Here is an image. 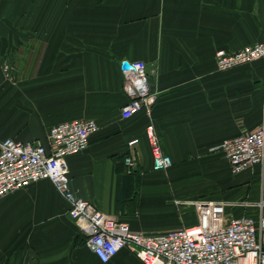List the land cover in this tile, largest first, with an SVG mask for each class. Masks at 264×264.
<instances>
[{
    "label": "crops",
    "instance_id": "1",
    "mask_svg": "<svg viewBox=\"0 0 264 264\" xmlns=\"http://www.w3.org/2000/svg\"><path fill=\"white\" fill-rule=\"evenodd\" d=\"M260 41L264 0H0V140L48 143L58 123L95 120L89 146L67 157L71 188L135 231L195 224L196 199H264V166L234 174L220 149L264 123V57L216 60ZM124 60L146 63L151 113L122 117ZM150 123L166 171L153 169ZM0 264L145 263L128 248L100 261L42 179L0 200Z\"/></svg>",
    "mask_w": 264,
    "mask_h": 264
},
{
    "label": "built area",
    "instance_id": "2",
    "mask_svg": "<svg viewBox=\"0 0 264 264\" xmlns=\"http://www.w3.org/2000/svg\"><path fill=\"white\" fill-rule=\"evenodd\" d=\"M264 57V41L229 52H216L219 70L253 62ZM124 71L123 91L128 102L122 117L141 110L151 113L157 94L143 60L131 61ZM93 119L58 123L42 139L0 140V200L33 182L48 179L68 203V215L84 234L86 245L102 262H109L121 249L128 248L145 264H264V199L224 200L201 198L188 201L197 213V222L161 233L135 231L95 203L76 194L70 185L67 157L85 150L98 130ZM154 170H168L173 162L163 151L153 123L146 128ZM138 139L129 142L135 146ZM220 149L234 174L264 166V123L252 132L225 139ZM129 170L137 168L132 155L125 157Z\"/></svg>",
    "mask_w": 264,
    "mask_h": 264
},
{
    "label": "water",
    "instance_id": "3",
    "mask_svg": "<svg viewBox=\"0 0 264 264\" xmlns=\"http://www.w3.org/2000/svg\"><path fill=\"white\" fill-rule=\"evenodd\" d=\"M123 70H128L132 68V64L129 60H124L122 63Z\"/></svg>",
    "mask_w": 264,
    "mask_h": 264
},
{
    "label": "bare ground",
    "instance_id": "4",
    "mask_svg": "<svg viewBox=\"0 0 264 264\" xmlns=\"http://www.w3.org/2000/svg\"><path fill=\"white\" fill-rule=\"evenodd\" d=\"M145 71L147 72V65H146V63H145Z\"/></svg>",
    "mask_w": 264,
    "mask_h": 264
}]
</instances>
